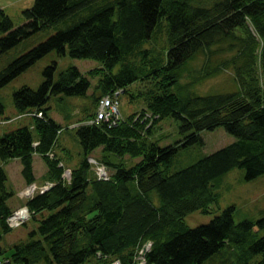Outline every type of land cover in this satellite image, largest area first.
Segmentation results:
<instances>
[{
  "label": "trees",
  "instance_id": "16d2710c",
  "mask_svg": "<svg viewBox=\"0 0 264 264\" xmlns=\"http://www.w3.org/2000/svg\"><path fill=\"white\" fill-rule=\"evenodd\" d=\"M95 1L35 0L24 11L25 24L18 28L0 9V56L39 31L69 22L82 8L95 7ZM102 1L88 17L59 30L0 71L1 89L53 50L60 56L68 53L100 63L88 73L100 76L98 93L93 94L94 112L76 127L82 158L70 168L71 183L62 178V159L48 156L55 152L64 129L48 115L46 106L52 96H85L90 78L70 67L55 81L54 62L45 69L46 78L38 89L24 86L13 93L19 114L42 113V117L34 115L32 124L0 137V264L6 259V264H110L115 260L134 264L137 249L146 241L152 242L146 264H201L227 245L240 250L242 264H264V236L253 239L251 221L236 224L235 207L206 225L190 228L185 223L192 212H211L219 201L215 187L231 170L244 169L247 180L264 174V0ZM162 19L169 24L170 46L158 51L152 37ZM199 55L204 63L195 72L191 61ZM228 69L237 84L235 91L194 92L198 84ZM186 75L189 81L183 82ZM136 82L144 84L136 97L143 99L145 107L127 119L121 116L115 125L89 124L100 98L119 89L127 93ZM5 110L0 100V117ZM146 112L153 115L151 124L150 119L143 121ZM166 117L179 120L184 138L161 147L152 134ZM220 126L236 141L172 171L180 149L203 142V131ZM98 148L102 154L97 161L114 170L107 181L90 174L89 158ZM35 154L47 165L45 183L54 185L22 199L31 211L30 220L38 225L25 240L7 249L1 242L17 228L7 223L14 212L9 200L16 193L4 163L20 159L22 174L32 183ZM114 156L123 160L115 162ZM127 156L141 160L129 166ZM258 223L264 226V220Z\"/></svg>",
  "mask_w": 264,
  "mask_h": 264
},
{
  "label": "rangeland",
  "instance_id": "374dc122",
  "mask_svg": "<svg viewBox=\"0 0 264 264\" xmlns=\"http://www.w3.org/2000/svg\"><path fill=\"white\" fill-rule=\"evenodd\" d=\"M34 3L35 0H0V9H3V12L13 21L14 26L18 28L26 22L24 11L31 9L34 6ZM95 3V7H92L91 9L87 6L84 9L82 8V10L79 11L75 17H72L73 19L69 20V22H61L51 29L39 31L9 49L6 53L0 56V71L8 66V64L13 60L41 42L46 41L50 36L59 30H65L69 26H72L75 22L88 17L94 9L103 3V1H95L93 5ZM2 36L3 33L0 32V38ZM152 38V44L158 51L170 46L169 24L167 20L162 19V21L155 28ZM145 45L149 46V43L147 42ZM54 62L57 63V68L54 74L55 81L59 79L60 73L70 67H77L83 74L89 77L91 81V87L85 96H67L64 94L52 96L46 106L49 107V116L54 118L59 125L65 128L58 137V143L55 147V151L59 156H62L65 153L64 148L70 147L74 154V158L71 160L65 159V163L66 167L74 168L81 160L79 153L82 152V148L78 140L76 127L71 128L69 125L81 122L83 119H87L95 110V106L93 105V94L98 93L96 92V86L100 76H90L88 73L90 70L100 67V63L97 60L74 58L68 53L64 56H60L56 50L49 52L0 89V100L6 108V115L0 117V120L6 117H11L15 114V112H13V110H15L13 93L24 86H28L32 89H38L46 78L44 75L45 69L51 66ZM203 63L204 56L199 55L191 61L193 70L195 72H199ZM233 77L231 69L225 70L222 74L214 78L206 79L198 84L194 88V92L198 95H207L235 91L237 89V84ZM188 81L189 77L186 75L183 82ZM143 85L144 84L141 82L133 83L128 87L127 93H122L120 95L119 110L123 118L127 119L133 113L140 111L143 107H145L143 99L136 97L138 92L143 90ZM28 119L29 117L27 116L24 120H22L23 124L27 123ZM20 124L22 123L15 124V127ZM2 131L3 125L0 124V137ZM202 136L203 142L182 148L175 154L172 165L173 172L187 167L201 158L210 155L236 141V137L228 133L222 126L217 127L214 130L203 131ZM183 138L184 133L180 131L179 120L172 117H166L160 120L154 130V133L152 134V140L158 142L161 147L175 145ZM101 154L102 148H98L93 152L92 156L96 159H100ZM113 159L115 162H121L123 160L115 156ZM125 159L127 160L129 166L141 160L140 158L134 159L129 156ZM36 163L38 164V161H36ZM15 165L12 164L8 166V170L11 174H14L13 171L18 166L17 164ZM109 170L110 172L114 171L112 167H109ZM90 174L91 176H94L93 170H91ZM9 184H12L11 180H9ZM11 186L14 188L13 184ZM25 189L26 187L19 191L18 196L20 199H23L21 194ZM215 190L219 196L218 203L214 205V208L210 213L195 211L187 215L185 223L188 227L195 228L201 225L209 224L215 216L221 214L225 209L232 206L235 207L234 221L236 224L243 221H251L254 223L253 239L264 236V226H261L258 223L259 221L264 220V174L255 179L247 180L245 178V170L236 168L225 174L220 179L215 187ZM19 198L15 194L9 200V205L16 208L14 212H17L25 203ZM37 225L38 222L35 220L27 221L26 224L14 228L6 234L1 244L5 248L9 249L15 243L25 240L28 237L29 232L35 229ZM239 251L240 250L235 251L231 246L227 245L221 249L219 253L213 255L201 264H242L243 259L239 257ZM255 260L256 259H254L253 262ZM93 263L95 262L93 261L89 264Z\"/></svg>",
  "mask_w": 264,
  "mask_h": 264
},
{
  "label": "built area",
  "instance_id": "2783aa9c",
  "mask_svg": "<svg viewBox=\"0 0 264 264\" xmlns=\"http://www.w3.org/2000/svg\"><path fill=\"white\" fill-rule=\"evenodd\" d=\"M121 93V90H117L113 92V94H108L105 95L101 98L100 102L97 105L96 109V117L94 120L90 121L89 124H94V123H99L102 121H105L109 123V125H115L117 122L122 118L119 110V105H120V100H119V95ZM35 115L41 117V113H36ZM140 115H138L137 118H139ZM142 117V116H141ZM154 118H159L158 115H154ZM146 119H150V123L153 120V115L150 112H146L143 121H146ZM37 143H35L36 145ZM48 156L53 157L52 153H48ZM90 164L93 166V170L95 175L97 176L98 180H109L110 179V172L107 168V166L102 163L97 161L95 158L90 157L89 158ZM60 167H64L63 164H59ZM62 178L64 180H67L68 182L71 181V170L70 169H65L64 173L62 175ZM48 183V182H47ZM45 183L40 187L41 191H46V188H51L54 183L47 184ZM21 196L23 198H30L32 197V192L26 187V189L22 192ZM28 207L24 206L21 207L17 212H14V214L10 215V221H9V226L14 228L20 226L22 223H24L25 218L28 215ZM25 215V218H23ZM152 247V242L151 241H146L142 246H140L137 249L135 259H134V264H146V254L151 250ZM9 261L6 259L1 262V264H6ZM110 264H122L120 261H114Z\"/></svg>",
  "mask_w": 264,
  "mask_h": 264
},
{
  "label": "crops",
  "instance_id": "0c3cea01",
  "mask_svg": "<svg viewBox=\"0 0 264 264\" xmlns=\"http://www.w3.org/2000/svg\"><path fill=\"white\" fill-rule=\"evenodd\" d=\"M13 112H15V114H13V116H11L12 117L11 120H6L2 124L3 125V131L1 132V136H2V134H4L7 131L14 130V129L20 127V126L29 125V124L33 123L34 114H23V115H21V114H19L16 111V109L13 110ZM27 116L29 117V119H28L27 123L23 124L22 120H24ZM54 121L57 123V121L55 119H54ZM17 123H22V124H20L19 126L15 127V124H17ZM63 123H65V122H63ZM81 123L82 122H76V123L70 124L69 127L74 128V127H77L78 125H80ZM64 152L65 153L62 156H59L57 154V152L55 151V153L58 155V158L62 159V161L64 163H65V159L66 160H71V159L74 158V154H73V152H72L70 147L64 148ZM79 155L82 158V152H80ZM36 161H38V164L36 163ZM12 164L13 165L17 164L18 165L13 171L14 174H11V172H9V170H8V166H10ZM65 165H66V163H65ZM4 167H5V169H6L7 173H8L9 180H11L12 184L14 185V190H15L16 196L19 198V196H18L19 195V191H21L28 184L26 182L23 174H22L23 164H22L20 159H12V160H9V161L5 162L4 163ZM47 170H48L47 165L44 162L42 156L38 155V154H35L33 156V173H34V176H35V182L36 183L42 184V183L46 182L44 180V175L46 174ZM20 200H22V199H20ZM12 208H13V210L16 209L14 207H12Z\"/></svg>",
  "mask_w": 264,
  "mask_h": 264
},
{
  "label": "bare ground",
  "instance_id": "6f19581e",
  "mask_svg": "<svg viewBox=\"0 0 264 264\" xmlns=\"http://www.w3.org/2000/svg\"><path fill=\"white\" fill-rule=\"evenodd\" d=\"M119 90H121V89H119ZM121 93H123V90H121ZM100 100H101V98L98 100V102H97V104L100 102ZM42 114V113H41ZM42 117V116H41ZM62 127V126H61ZM64 129V128H63ZM50 153V152H49ZM56 153L54 152L53 153V158H55L56 156L58 157V155L56 154ZM50 157V156H49ZM63 164V166H65V168H64V170L65 169H70V168H68V167H66V165H65V163L63 162V161H60L59 162V164ZM71 170V169H70ZM71 181H72V179H71ZM71 181L69 182V183H71ZM51 183H53V182H48L47 184H51ZM37 185H39V186H42L41 184H38V183H36V182H32V183H28L25 187H28V189L32 192V195L34 196L35 194H37V193H44V192H46V191H48L49 190V188H46V191H41V189H40V187L39 186H37ZM26 207H28V206H26ZM29 209V208H28ZM23 218H25V215H24V217ZM30 218H31V211H30V209L28 210V215H27V217L25 218V220H24V222H27V221H29L30 220ZM9 221H10V216L9 217H7V223H9ZM8 260V259H7ZM9 261V260H8ZM115 261H117V260H115ZM118 261H120V260H118ZM114 262V261H113ZM121 262V261H120Z\"/></svg>",
  "mask_w": 264,
  "mask_h": 264
}]
</instances>
